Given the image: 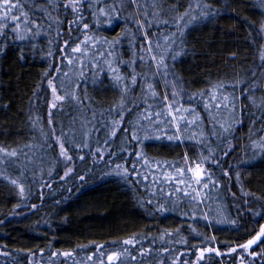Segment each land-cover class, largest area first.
<instances>
[{
  "label": "trees",
  "instance_id": "trees-1",
  "mask_svg": "<svg viewBox=\"0 0 264 264\" xmlns=\"http://www.w3.org/2000/svg\"><path fill=\"white\" fill-rule=\"evenodd\" d=\"M21 2L30 4L32 0ZM190 2L191 0H138L142 5L146 3L158 5L155 9H148L150 13L154 11L158 14L156 18L151 14L148 16L153 26L149 28L147 23L144 24L149 40L154 42L155 35L174 29L173 26L163 27L161 21L172 22L171 17L180 16ZM204 2L219 9L221 15L212 20L193 21L184 29L183 49L187 54L180 55L174 63L175 72L181 81L177 86L184 98L188 97L184 93L196 96L198 93L208 92L216 84L232 85L248 81L250 70L258 74L260 72L256 68V64L260 62L257 56L258 47H251L246 42L250 39V30L236 18V14H239L259 25L262 19L260 12L264 10L258 7L259 0H204ZM229 4L230 8L227 7ZM36 6L44 8L45 12L44 18L38 21L43 35L35 41V47H30L26 43L12 44L6 56L0 55V146L23 151L34 147L36 141L41 139L43 131L47 130L51 94L44 73H48L49 78L57 74V80L64 82L63 87L69 91L68 93H74L85 101L83 104L71 102L68 106L69 116L64 118V114L60 112L56 115L55 123L59 121L64 126L70 121L71 124L75 123L79 109L82 110L84 119L89 118L95 122L102 116L101 121L108 122L110 119L115 121L117 115L114 106L120 103L121 92L117 87H113L108 79L110 73L106 61L118 68L119 75L128 80V77L132 76L130 75L132 71H141L143 67L139 56L147 54L141 51L143 40L132 24L115 21L108 27V22L103 18H97L94 22L90 13L85 10L82 15L84 22L90 25L88 34L106 39L108 44H105L101 51H112V58L107 55L104 58L93 57L91 50H87L88 55L80 58L87 65L81 74L78 60L72 58L73 64L68 65L60 55L56 43L57 32L64 34L62 40L69 39L66 34L68 21L75 18L70 12L64 13L62 8L53 9L52 0H37ZM84 7L87 8V5ZM25 11H28V8H25ZM133 11L132 8L128 9V13ZM57 21L60 22L59 25ZM125 29L128 30L127 38H124ZM45 36L48 38H44ZM113 40L119 41V46L115 49L111 46ZM78 42L69 40V48H66L65 52ZM260 44H264V41H257V45ZM17 47H21L27 54L24 59L18 58L20 53ZM49 53L52 55L49 56ZM233 56L237 59H231ZM122 59L134 63L129 65ZM89 60L95 63V69L88 64ZM57 66L63 73H67V76L57 73L55 71ZM251 87L257 88L251 93L255 105L243 94L242 86L235 90L237 116L233 118L234 126L229 136L235 147L227 156H223L222 151L213 154L219 159L220 168L213 166L212 163L208 164L211 173L214 174L213 179L220 185V190L212 193L207 204L197 207L188 203L184 197L177 198L175 195L170 199H164L159 192V186L150 182L153 175L157 178L159 176L152 170L141 171L142 174L149 176L148 183L143 181L137 183L135 179L125 182L115 175H110L115 164L124 163L125 160L131 162L135 160V155L124 159L113 158L114 163L108 164L94 160V157L87 153L83 162L75 164L69 177L61 180L64 171L58 164L52 175L47 177L48 180L43 178V187L36 189L33 194L31 191L28 192L27 196H21L17 187L0 179V220L5 221L3 226H0V250L10 253L7 259L0 257V264H9V260L11 264L17 262L29 264L27 258L29 252L35 254L32 257L33 264H88L86 257L97 251L94 245L105 246L100 249L105 257L112 251L122 252V245L113 242L134 237L141 241L144 249L151 248L153 252H162L164 248H169L173 253L167 260L153 255L145 258L142 264H161L162 260L164 264H183L184 261L189 263L195 259V256L191 255L195 251L194 246H209L207 241L212 237H215L214 246L221 252L227 251L226 244L246 242L255 235L260 225L264 224V219L250 216L246 210L237 212L242 196L241 189L244 193H251L264 200V153L254 152L249 146L248 139L252 134L253 139L259 140V135L255 133L264 127L259 123L262 112L256 107L264 103V82L256 80ZM227 89L233 92L231 87ZM104 96L108 99L106 103L102 101L105 99ZM196 101H199V96ZM72 106H75L74 110ZM110 108L113 109L112 114H108ZM33 120H36L35 125L32 123ZM235 120L242 123L236 124ZM253 120L257 123L253 124ZM205 126L208 129V121H205ZM124 129L123 125L111 142L110 151L117 155H121L119 148L121 138H126L127 152L135 153L138 150V145L131 142V132L125 135ZM65 131L68 132L69 129ZM138 134L142 135V132ZM194 135L198 137L199 134ZM221 136L224 141V134L221 133ZM102 141L103 139H100V142ZM178 143L182 142L152 138L140 145L147 159L179 164L184 149L187 156L190 155L193 159L191 154L194 142L183 140L182 144ZM108 157L107 154L104 161H108ZM229 165L233 167L229 168ZM222 169H227L231 180L221 174ZM236 172H239V180L236 178ZM79 176H84L83 182L78 179ZM46 184H50L51 187H47ZM226 184L227 188L224 187ZM68 188L72 191H67ZM164 191L170 193L172 189L165 187ZM230 193H235V200ZM30 194V201L23 202L22 197H29ZM148 201L152 203L149 204ZM22 203L37 205V209L35 212H30L28 208L18 209L14 214L13 209ZM160 205L168 211L160 212L158 210ZM252 207L256 210L260 205L255 204ZM205 215L207 221L203 219ZM209 221L213 223H208ZM168 233L172 235L169 236ZM138 250L139 245L136 249L129 247L127 257L122 253L124 264H134L130 259L132 256L140 261ZM52 252H71L73 258L53 257ZM182 253L187 255H181ZM93 260L99 264L97 256L93 255ZM214 264L238 262L225 257L222 260H214Z\"/></svg>",
  "mask_w": 264,
  "mask_h": 264
},
{
  "label": "snow or ice",
  "instance_id": "snow-or-ice-1",
  "mask_svg": "<svg viewBox=\"0 0 264 264\" xmlns=\"http://www.w3.org/2000/svg\"><path fill=\"white\" fill-rule=\"evenodd\" d=\"M37 0H32L30 4L22 3L21 0H0V55H7L9 47L12 44L21 45L28 44L30 47H35V41L38 40L43 34L40 31L41 25L38 21L44 18L43 14L45 12L44 8L38 7ZM87 5V8L84 7ZM158 5L155 3L151 4H140L138 0H52L53 9L62 8L64 13H71L75 18L73 20L68 21V31L67 40H62L63 33L57 32V47L60 55L67 61L68 65L73 64V59L76 58L80 63L81 67L79 71L83 74L84 68L87 66L84 61L80 58L88 55L87 50H91L92 56H99L104 58L106 55L109 58H112V51H101L105 44H108V41L104 38H98L96 35H89L90 25L84 22V17L82 13L87 10L93 21L95 22L97 18H103L108 22V27L112 26V23L115 21H121L123 23H130L140 34L141 39L143 40V44H141V51L146 52L148 56V60L151 62L148 64V71L151 75L140 74V79H137V74L133 72L130 81L124 83L122 77L119 75V69L113 67L112 63L106 61L108 72L110 75L108 79L113 87H117L121 92V95L127 99L126 93L129 92L130 89L139 86L141 90L142 98L146 95L149 99L160 100V103L156 104L155 107L152 105H148L146 101L143 103V111L141 112V105L134 104L131 100L129 103L132 104V107H127L124 104L123 100L120 103L114 106L115 113L120 117L119 120H115L111 122L112 131L109 133L110 137L116 136V131L119 129L121 124L124 122V113H132L133 109H136L139 112L140 119H143L147 124H151L155 129H161L165 131V138L169 141H177L180 142L182 137L180 135L181 129L187 127H195L199 123H201V119L196 114L195 108H184L181 103V99L178 96L176 91L165 92L162 96H158V94L154 90V84L149 82L150 80H156V82L163 81L165 88H173L175 89L177 84L181 81L177 76L174 68V63L177 58L182 54H187L183 49V30L188 26L189 23L195 21H205L215 19L217 16L221 15L220 10L213 7L212 4L204 2V0H191L188 4V7L185 9L184 15L173 17L172 25H169L168 21H161V25L163 27L174 26L177 29L176 33L165 34L163 41H157L155 44L148 38V32L144 28V24L147 23L149 28L153 26L152 21L148 20V16L151 14L154 18L158 16L157 13L149 12L148 9H155ZM228 8L231 5H227ZM258 7L260 9H264V0H259ZM25 8H28V11H25ZM134 9L133 12L128 13V9ZM175 11V9H174ZM31 13V15H30ZM36 13H40V15H36ZM124 13H128L127 15H123ZM260 16L262 17L259 25L253 23L248 20L247 17H241L239 14H236V18L241 20L242 24L249 29V37L250 39L246 42L251 47H258L257 56L259 59V63L256 64V68L260 70L259 74L256 71L250 70V79L244 82H237L232 85L225 84H216L213 85L212 88L208 92L198 93L196 96L189 95L184 93V95H188V102H195L197 96L200 97L201 101L207 97L212 101L211 106L208 103L204 104V109L209 113V119L213 120V128L212 135L217 136L219 138L218 132L216 129H219V132L225 135V139L231 135L232 125L225 127L224 124H218L216 122V118L212 117L211 112L213 109L216 110H225V111H234L235 110V90L238 86H242L243 94L246 95L252 103L255 105V100L252 97L251 93L257 88L251 87L255 83L256 80H260L264 82V44L257 45V41H264V10L260 12ZM143 21V23L141 22ZM59 25V21L56 22ZM94 26H98L95 25ZM118 26V25H117ZM78 33L79 35H74ZM127 38L128 30L125 29ZM255 33V36H253ZM44 38H48L45 36ZM62 40V46L61 41ZM69 40L79 41L75 44L74 47H71L69 51L65 52L66 48H69ZM179 40V43L177 42ZM52 41L50 40V43ZM83 46V47H82ZM112 49H115L119 46L118 40H113L111 42ZM131 46V45H130ZM156 49V54H153V49ZM180 49V51H177ZM17 51L20 53L19 59H24L27 55L21 47H17ZM52 53H49L51 56ZM231 59H237V57L233 56ZM140 63L143 65L146 63L145 56H139ZM134 63V62H127ZM88 64H91L93 69H95L96 65L93 61L89 60ZM57 73L61 75L67 76V73H63L59 66L55 68ZM44 77L46 79V85L51 94V102L48 103V125L50 128V133L48 139L50 141L49 147L52 145H57L59 147V155L64 158L65 163H71L72 157L67 154V149L65 148V143H69L70 146L74 147L76 151H83L88 149V154L95 157L98 156L101 162L112 164L114 163V159H124L125 157H131L135 155V160L131 162L125 160L124 163L115 164L110 175H115L118 179L124 180L125 182H129L130 179H135L137 183L141 181L148 183L149 176L146 174H142L141 168H151L152 171L159 172L160 176L157 178L153 175L151 179V183L159 185V192L162 194L164 199H170L173 195L177 198L184 197L188 203L194 204L199 207L201 204H207L208 199L211 197L214 191L220 190V185L217 180L213 179V173L207 172L206 169L201 167V164H196L194 167L190 166L188 163L187 155L184 156L183 160L180 161L183 166L177 167L175 163L172 162H155L154 164H150L149 160L145 157V155L137 150L135 153L127 152L126 150H121V155H117L115 152L108 151L107 154L109 156L108 161H104L105 150L101 148H97L94 152L89 148V145L86 141L87 132L81 131V143L76 144L74 142L73 136L74 131H72V125L70 124L69 132L65 131V126L57 121L56 126L53 127V109L60 112L63 108L64 103L67 101L74 102L76 104H83L85 101L81 100L74 93H65V95L58 94L57 84L54 83V80L58 79V77L49 78L48 73H44ZM63 85V81L60 82ZM86 83V81H85ZM79 85H77L78 87ZM227 87H231L233 89L232 93V102L231 103H217V100L221 101H229V96L220 95L217 96V91L219 90L223 93V90ZM259 87V86H258ZM34 95H39L38 93H34ZM169 95L172 97V101H169ZM6 107V106H5ZM262 112L261 117L259 118V123L264 125V103L262 105H256ZM160 109L157 111L156 109ZM91 111V109H90ZM113 109L110 108L108 114H112ZM192 118L189 119L188 117ZM238 123H242V121L237 120ZM253 124L257 123L256 120L252 121ZM33 125H35L36 120L32 121ZM96 127H94V131L99 132L101 128H106L107 125H101L99 121L96 122ZM164 125H168V127L173 131V135H167V130L163 129ZM83 127V125H82ZM142 131L147 132V129H142ZM57 132L59 134H57ZM125 135L129 134L128 128L124 129ZM260 133H264V127L258 129L255 135H259V140H255L252 138V134L249 135L248 139L250 141V147L254 152L259 151L264 153V135H260ZM131 142L140 145L144 141L152 138L159 139L160 137H153L150 135H140L136 127L133 126V130L130 133ZM99 143V141H97ZM110 143V140H105L104 144L107 145ZM201 147H205V150L208 151L209 155L207 157L200 156L201 163L205 161H210L213 166L220 168L221 164L217 157L213 156L211 152L210 146L206 145V138H202L200 140ZM25 147H31L30 145H25ZM235 146H229L226 150L222 149L223 154L225 156L228 155L229 152L234 150ZM22 156H26L24 151L17 149H9L4 146H0V169H8V168H16L18 169L20 165L17 164L18 161L21 160ZM77 159L80 161H84L83 156H78ZM140 165V167H138ZM233 167L229 165V168ZM131 169V171L129 170ZM172 169V173H169L167 170ZM73 173V169L68 167L64 172L61 180H64L66 177H69ZM221 174L231 180V177L228 174L227 169H222ZM49 175L51 173L49 172ZM237 180H239V172L235 173ZM0 179L7 181L13 187H18L21 196L25 191L24 184L19 183L17 179H12L7 175L0 174ZM78 179L83 182L84 176H79ZM47 187H51L50 184H46ZM165 187L172 189V192H165ZM225 188L228 185H224ZM67 191L71 192L72 189L68 188ZM241 199L240 204L237 206V212H240L242 209L246 210L250 216L260 217V219H264V200L256 197L251 193H244L243 189H241ZM150 195L155 196L156 193H150ZM233 200L236 199L235 193H230ZM249 198L250 201L249 202ZM151 204V201H148ZM259 204V209L253 210L252 205ZM156 207L155 205H153ZM28 208L30 212H35L37 209V205L34 204H18L16 208L13 209V213L15 214L18 209ZM158 210L160 212H166L168 209H165L163 205H160ZM205 221L208 220L207 216L203 217ZM5 223L4 220H0V226H3ZM208 223H213L209 221ZM234 223V222H233ZM238 230V229H237ZM171 236V233H168ZM163 239V236L161 237ZM119 243L122 245L121 251H112L110 254H107L106 261L104 259V254L100 252V249L104 248V245H94L97 249L96 253L89 255L86 257V261L88 264H96V261L93 260V255L97 256L99 260V264H124L123 256H128V248L131 247L136 249L139 245V250L137 251V255L140 257V261H137L135 256L130 257V259L134 262V264H142V261L145 258H150L153 255L158 257H163L164 260H167L169 256L173 253L169 248H164L162 252H153L151 248L144 249L143 244L138 238H129L127 240L113 242V244ZM209 246L200 247L194 246L195 251L191 253V255L195 256V261L193 264H214V260H222L225 257H230L233 261H237L238 264H264V224H261L258 231L255 232V235H252L250 239H247L246 242L236 245L226 244L227 248L226 252H221L218 247H215V237L210 238L207 241ZM255 246V247H254ZM6 248V246H4ZM256 249H259L258 251ZM42 252V250H41ZM35 254L29 252L27 254V258L29 260V264H33L32 257ZM181 255H187L186 253H182ZM10 253L8 251L0 250V257L9 258ZM51 256H61L67 259L73 258V253L71 252H52ZM207 257V259H206ZM9 264L11 261L9 260ZM18 264V262H17ZM161 264H164L163 260ZM183 264H187V261H184Z\"/></svg>",
  "mask_w": 264,
  "mask_h": 264
},
{
  "label": "rangeland",
  "instance_id": "rangeland-1",
  "mask_svg": "<svg viewBox=\"0 0 264 264\" xmlns=\"http://www.w3.org/2000/svg\"><path fill=\"white\" fill-rule=\"evenodd\" d=\"M184 15V12L182 14H180V16ZM176 17V16H173ZM173 17H171L172 22L169 21V23H173ZM174 29H168L165 33H160L155 35L154 37V42L153 44H155L158 40L159 41H163V38L165 36V34H170V33H176L177 29L173 26ZM184 32V30H183ZM179 42V40L177 41ZM154 54H156V49H153ZM178 51V49H177ZM123 62H130V60H126V59H122ZM145 64H141L143 67H141V71H132L130 75L133 74V72H135L137 74V79H140V74H147V75H151V73L148 71V64H150L151 62L148 60V56L147 54L145 55ZM130 65V63H128ZM55 77H57V74L54 75ZM130 77H128L127 79H123L124 83H127L128 81H130ZM149 82L154 84V90L155 92L158 94V96H162L166 91L167 92H171V91H176L178 93V96L181 99V103L183 104L184 108H195L196 109V114L198 115V117L201 119V123H199L198 125H196L195 127H187V128H183L181 129L180 135L182 137V140L180 142L183 143V140H191L194 143L192 144V146L194 147L193 153L191 154L193 159L191 158V156H187L188 158V163L190 166H195L196 164H201V167L206 169L207 172L211 173L210 170V166L208 164H210V161H205L203 163H201V159L200 156H204L207 157L209 155L208 151L205 150V147H201L200 145V140L203 138H206V145L210 146L211 148V152L212 154H214L216 151H218V153H221L222 149L226 150L229 146H233L232 144V139H229V136L227 137V139H224L221 136V132H218L219 129H216V131L218 132L219 138H217V136H213L212 135V128H213V120L209 119V113L207 111H205L204 109V104L208 103L210 106L212 104V101L209 100L207 97L204 98L203 101H201L200 97H199V101L192 103L188 102V97H183V95L181 94V91L178 89V86H176L175 89L169 87V88H165L163 81L160 82H156V80H150ZM54 83L57 84L58 87V94L60 95H65V93L69 92L67 91V89L65 87H63V85H61L60 81H58L57 79L54 80ZM232 91L230 89L225 88L223 90V93H221L219 90L217 91V96L219 97L221 94L222 95H227L229 96V101H221V100H217V103H231L232 102ZM127 99H125L122 95H121V100H123L124 104L127 105V107H132V104L129 103V100L132 101V103L134 104H140L141 105V109L140 111H143V103L144 101L147 102L148 105H152L153 107H155L156 104L160 103V100L156 99H149L146 95L142 98L141 96V90L139 88V86L134 87L132 89L129 90V92L126 93ZM105 99H103L102 101L104 103H106L108 101L107 97L104 96ZM169 101H172V97L171 95H169ZM50 102H51V95H50ZM121 102V101H120ZM235 110L234 111H225L223 109L221 110H216L213 109L211 112L212 117L216 118V122L218 124H224L225 127H228L229 125H232V130H233V118H236V112H237V100L235 99ZM71 101H67L64 103L62 110L60 111L62 114H64V118L69 116V111H68V106L70 105ZM75 105V104H74ZM72 110H74L75 106L71 107ZM157 111H159L160 109H156ZM53 127L56 126V115L60 112H57V110L53 109ZM82 110L79 109L77 110V119L76 122L71 124L72 122L70 121L67 124H71L72 127V131H74V142L76 144H80L81 147L83 146L81 143V131H86L87 132V136H86V141L89 145V148L94 152L97 148H101L105 150V156L104 159L107 155V152L109 150H111L112 146H111V142H113V138L114 137H110L109 133L113 130L111 127V122L112 119H110L108 122H104L101 121L102 120V116H100L99 119H97L95 122H93L91 119L89 118H83L82 117ZM126 116L128 118H126ZM189 119H191L192 117L189 116ZM116 120H119L120 117L117 115ZM99 121V123L101 125H107L106 128H101L99 132L94 131V127H96V122ZM205 121H208V129H206L205 126ZM236 121V120H235ZM85 122V123H84ZM65 125V130L69 129V125ZM237 124V121H236ZM83 125V127H82ZM125 126V128H128L129 132H131L133 130V126L136 127L137 131L140 133V131L142 132V135H150L153 137H160L161 139L167 140L165 138V131L161 130V129H155L153 125L151 124H147L143 119H140L139 116V112H137L136 109H133L132 113H128L125 112L124 113V122L123 124H121V126L119 127V129L122 126ZM119 129L117 131H119ZM142 129H147L148 131H142ZM163 129L167 130V135H173V131L168 127V125H164ZM116 131V133H117ZM69 132V131H68ZM232 132V131H231ZM50 133V128L49 125H47V130L43 131V133L40 135L41 139H38L36 141V143L34 144V147L32 148H28L24 151V153L26 154V156H22L21 160L17 162L18 165H20V167L18 169L16 168H8V169H0V174L3 175H7L12 179H17L19 183H23L24 184V188L25 191L23 193V196H27L28 192L31 191V193L33 194L36 189H40L43 187V178L45 180H48V176L52 175V171L57 167L58 164H60L62 166L63 171L65 172L67 170L68 167H71L74 170V166L75 164L79 163L80 160L77 159L78 156H83L86 157L87 153H88V149H85L83 151H76V149L72 146L69 145V143H65V148L67 149V154L69 156L72 157V162L66 164L64 158H62L59 155V147L57 145H52V147H49V139L47 137V135ZM57 134H59L57 132ZM194 134H199L198 137L195 136ZM260 135H264V133H261ZM49 136V135H48ZM231 136V135H230ZM225 137V135H224ZM159 138V139H160ZM100 139H103L102 142H100ZM126 138H121L119 141V148L120 150L124 149L126 150ZM156 139V138H153ZM105 140H110V143L105 145L104 141ZM123 140V142H122ZM97 141H99V143H97ZM169 141V140H168ZM182 143H178V144H182ZM221 144H222V148H221ZM142 145H138V150ZM220 146V149H219ZM140 151L144 152L143 148L141 147ZM223 152V151H222ZM145 153V152H144ZM223 154V153H221ZM187 155V151L184 149V154H183V158L184 156ZM221 156V155H220ZM223 156H225L223 154ZM222 156V157H223ZM183 158L181 159V161L183 160ZM109 159V157H108ZM94 160H100L98 156L94 157ZM150 164H154L155 162H157L154 159H148ZM159 162H167V161H159ZM177 167H181L183 166L181 163L176 164ZM140 167V166H139ZM145 171V172H149L150 170H152L151 168H141V171ZM169 173H172V169H168L167 170ZM49 172L51 173V175H49ZM160 176V173L157 172ZM174 174V173H172ZM158 176V178H159ZM63 177V176H62ZM158 185V184H157ZM159 186V185H158ZM18 188V187H17ZM19 189V188H18ZM31 194L29 195V197H22L23 202H29ZM110 254V253H109ZM107 256V255H106ZM106 256L104 257L105 261H106ZM207 259V257H206ZM195 261V259L187 264H193V262Z\"/></svg>",
  "mask_w": 264,
  "mask_h": 264
}]
</instances>
